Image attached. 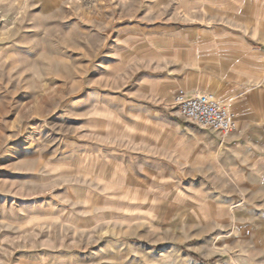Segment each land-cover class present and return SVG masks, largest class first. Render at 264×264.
I'll list each match as a JSON object with an SVG mask.
<instances>
[{
	"label": "rangeland",
	"instance_id": "rangeland-1",
	"mask_svg": "<svg viewBox=\"0 0 264 264\" xmlns=\"http://www.w3.org/2000/svg\"><path fill=\"white\" fill-rule=\"evenodd\" d=\"M193 9L0 0V264H264V185L212 182L223 205L181 190V166L157 169L177 191L157 182L126 146L135 87L164 73L160 33L191 29ZM178 93L166 106L191 143L225 138L182 119Z\"/></svg>",
	"mask_w": 264,
	"mask_h": 264
},
{
	"label": "crops",
	"instance_id": "crops-1",
	"mask_svg": "<svg viewBox=\"0 0 264 264\" xmlns=\"http://www.w3.org/2000/svg\"><path fill=\"white\" fill-rule=\"evenodd\" d=\"M190 1L195 10L191 20L198 23L160 33L164 73L143 78L135 87V100L126 105L124 114L133 120L129 137L139 140L126 146L146 161L144 166L154 168L147 174L157 182L177 191L176 171L164 177L157 169L181 166V190L222 195L224 205L234 199L212 182L231 187L236 198L246 185H264V0ZM175 91L212 92L234 113L236 129L212 145L191 143L188 129L166 106Z\"/></svg>",
	"mask_w": 264,
	"mask_h": 264
},
{
	"label": "built area",
	"instance_id": "built-area-1",
	"mask_svg": "<svg viewBox=\"0 0 264 264\" xmlns=\"http://www.w3.org/2000/svg\"><path fill=\"white\" fill-rule=\"evenodd\" d=\"M173 104L182 119L198 127L217 130L222 134H229L237 127L234 113L211 92H198L193 95L182 92L174 96Z\"/></svg>",
	"mask_w": 264,
	"mask_h": 264
},
{
	"label": "bare ground",
	"instance_id": "bare-ground-1",
	"mask_svg": "<svg viewBox=\"0 0 264 264\" xmlns=\"http://www.w3.org/2000/svg\"><path fill=\"white\" fill-rule=\"evenodd\" d=\"M199 92V91H198ZM197 93V92H196Z\"/></svg>",
	"mask_w": 264,
	"mask_h": 264
}]
</instances>
